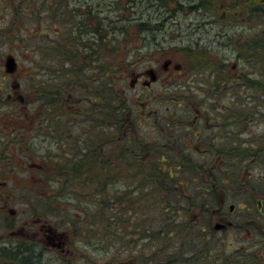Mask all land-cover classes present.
Here are the masks:
<instances>
[{
	"label": "trees",
	"instance_id": "16d2710c",
	"mask_svg": "<svg viewBox=\"0 0 264 264\" xmlns=\"http://www.w3.org/2000/svg\"><path fill=\"white\" fill-rule=\"evenodd\" d=\"M12 1L13 3L16 1L24 4L32 3V0ZM93 1L42 0L41 5H44L42 6L44 9L32 11L34 16H31L37 19L39 26L44 28L38 38H41V41H46V44L39 47L41 58L35 59L34 65L29 68L27 75L23 78V81L27 82L28 91L23 94L12 93L15 82H10L9 85L3 75V70L0 69V177H5L8 170L26 166L25 163L22 164L20 157L35 159L37 156H41L37 157V160L44 161L42 163L43 170L36 178L29 170L31 172L26 175L27 179H25L31 182L35 181L33 183L36 186L49 185L53 188V193L48 196L39 191L36 193L35 199L30 200L28 216L32 218L33 223L38 220L40 222L44 218L46 221L55 218L54 226L58 230L63 229L65 227L63 224L69 217L66 215L68 204L59 205L61 203L54 199L58 200L68 194L67 200L77 199L76 203L70 204V207L76 208L75 214L70 217L73 224L70 227L72 237L91 241L96 237L101 243V238L106 240L111 238V242L112 239L127 242L130 237H133L129 229L130 224L137 220L139 231H135L134 236L139 238V243L144 239L149 242L156 241L154 242L156 249L150 250L148 255L145 252L143 256L139 253L138 264H151L157 259H160L158 264L161 262L169 264L180 261L179 255L184 256V260H189V264H193L195 255L205 254L202 252L203 246H197L198 249L187 252L175 250L172 253L167 249L164 250L163 246L157 244V241L175 238L180 232L176 227L181 222L180 220L176 222L175 217L181 215V209L187 215L191 204L196 206V203L200 206L202 214L205 215V225L204 227L196 225L195 230L204 231V228L213 227L211 230L213 232L212 217L216 213L214 212L212 215V211L209 213L207 208H220L226 205L229 198L227 196L220 198L219 185L225 188L228 187V181L236 179L235 182H237V178H240V172L227 170L228 164L226 165L225 159H232L235 155L237 156L235 159H238V152L235 148L224 149L221 145V124H213L214 126L210 127L218 129L213 133H208L209 126L203 124L204 129L201 132H206L207 137L211 139L209 140L211 144L206 147L209 156L201 155V158L197 159H194L192 155L198 151V148L201 149L199 146L200 132H196L199 129H195V127L190 129L193 126L191 121L195 114L193 113L195 111L193 99L200 98L201 101H207L205 106L207 110L211 104L212 109L219 111L216 115L218 119H221L220 113L223 109L218 102L224 95L233 98L228 97L226 102L229 109H236V72L233 73L232 67L231 71L228 70L225 60L210 55L209 49L206 47L186 46L189 64L192 67L200 68L201 74L208 77L206 85L202 88L191 82L172 83L177 88H172L168 92H189L181 96H177V93L173 94L178 97V100L174 101L175 109L167 110V113H174L171 118L173 122L167 119H163L166 120L163 122L157 113L144 118L136 111L133 112L136 108H132V103L119 89L112 90L110 88V81L113 76H117L118 70H128V65H130L128 61H131V58L127 59V55L130 54L133 57L135 54L138 55L142 49L135 45V39L139 38L141 42L145 41L149 31L159 29L157 26H160L161 23H153L152 20L145 18L143 13L157 12L156 8L158 7L160 15L164 18L166 14H174L183 9H187L189 13L197 12L203 15L211 11L210 14H213L214 19L219 22L228 17L227 8L233 14L236 13L237 0H104L99 6H96ZM263 1L260 0L261 6ZM142 4L147 5V12L146 9L139 12V6ZM104 6H109V9ZM69 22L74 24L70 25ZM29 36L32 35L26 31L18 32L15 41H23L24 37ZM9 41L10 38L0 30V52L8 45ZM123 52H125L126 58L119 57ZM46 58L52 62L49 61V65L44 66L43 61H46ZM67 61L74 62L77 68L84 69L83 82L85 85L92 84L93 78L99 77L100 108L103 112L104 110L109 111L113 107L117 113L112 118H109L108 113H100L98 123L100 146L98 150L93 148L95 144L90 140L86 142L87 149L83 154L79 153L75 160H65L61 155L48 159L45 154L40 152L42 150L35 148L37 143L31 142L29 136L32 134V129H29L28 126L18 127L12 124L11 120L16 119L17 116L11 113L20 112L21 109H26L25 112H29L32 109L41 111L65 108L66 103L63 98H60L58 89L64 85L69 87L72 84L60 74ZM37 63L41 65L36 66ZM96 71L97 75L94 73ZM47 72L53 76L49 77ZM38 77L39 79H37ZM26 103H29V106H25ZM18 104L20 108L17 106ZM141 108L143 109V105ZM144 109L152 108L148 106ZM130 110L133 113L129 114ZM157 110L158 113H163V111ZM126 125H130L136 130L133 132V136L138 134L140 137L128 141L125 131L117 129V136H121V139L118 137L117 140H114L110 135L109 127ZM158 126H162L163 130L152 129V127ZM179 133L183 135V138L178 137ZM185 135L186 138H184ZM16 136L20 138L15 139ZM113 148L116 150L113 151ZM245 151L247 157L250 150L246 149ZM114 156L119 161L113 162ZM219 157L221 159H218ZM128 158L132 159L129 164L126 163ZM188 183L194 188L190 195H185L179 184L187 186ZM71 184L77 187H72L70 192L64 193V190ZM252 197L255 200L256 196ZM173 199L179 200L175 216L171 215L169 211L173 206L169 201ZM181 199H185L188 203H182ZM150 201H154V203L150 204ZM232 205L235 208L236 204ZM232 205H230L231 211L233 210L231 209ZM244 205L246 203L242 201L238 204V208L242 209ZM91 206L96 212L98 211V218L94 220L90 216L95 213L89 214L88 210ZM0 211L2 212V207H0ZM150 214H159V218L153 219ZM131 215L135 217L134 220ZM8 220L3 223V232L10 230L14 225L11 219ZM33 223H31L32 226ZM32 241L29 243L28 239L23 238L15 241L1 240L0 264H44L48 256L46 251L36 250L39 242H35L34 239ZM206 243L209 245L208 242ZM87 246L92 247V245ZM108 247H111V257L114 245ZM213 247L211 249L208 247V251L216 252ZM219 251L218 257L213 259L217 264H222V260L226 264H242L241 255L255 253L254 249L245 248L243 250L240 246L234 248L228 246L226 250ZM114 258L113 255L110 262ZM115 260L117 263L114 264H121V261L119 262L116 258ZM247 261L252 264L253 259L247 258ZM75 263L78 264L77 259Z\"/></svg>",
	"mask_w": 264,
	"mask_h": 264
},
{
	"label": "rangeland",
	"instance_id": "374dc122",
	"mask_svg": "<svg viewBox=\"0 0 264 264\" xmlns=\"http://www.w3.org/2000/svg\"><path fill=\"white\" fill-rule=\"evenodd\" d=\"M103 1L104 0H94L93 3L96 6H99ZM41 2L42 0H32V3L28 2L24 4L20 1H16V3H13L12 0H0V30L3 34L7 35L8 38H10L8 45L2 49V52H0V69L3 70V75L6 77L9 85L11 84L10 82L15 81H19L21 83V88L18 92H14L15 94H23L28 91L27 82H24L23 78L27 75L29 68L34 65L35 59L41 58L40 51L38 50L39 47L44 43L46 44V41H41V38H38L40 37L39 33L43 31L44 28L42 26H39L37 19L33 18L34 14H32V11L44 9L42 7L44 5H41ZM36 4L38 5L36 6ZM104 7L106 9H109V6ZM157 8V12L143 13V15L145 18L152 20L153 23L160 22V26H157L159 29L149 31L147 33L145 41L143 40L141 42L139 38L135 39V45L139 46L142 49L140 50L138 55L135 54L133 57H131L130 54L127 55V59L128 57L129 59L131 58V61H128L130 65L127 64L128 70H118L117 76L121 78L125 74L128 75V73L133 68H137V71L144 72L145 70L156 66V68L158 69L160 81L155 83L153 88L151 89H143V92L148 93L154 98V100L152 99V101L147 100L146 103L151 104L150 106L153 110L159 109L163 111V113H157L160 120L167 119L172 121L171 118L174 113H167V110L169 109L170 111H172L175 109L174 101L178 100L177 96L189 93L187 91L176 92L177 94L168 92L172 88H177L174 87L172 83L191 82L196 83L199 88H202V86L206 85L208 77L207 75L201 74L200 68L192 67V65L189 64L188 56L186 54L187 50L185 49L186 46L206 47L207 49H209L210 55H214L219 58L221 57L222 60H225L228 70L230 71L232 64L236 63V53L224 48L222 44L224 38L218 34V26H211V24L207 22L208 19L213 17V14H210L211 11L203 15L197 12L189 13L187 9H183L175 12L174 14H166L163 18L160 15V10ZM145 9L147 12V5L142 4L141 6H139V12H142V10ZM151 10H154V8H151ZM69 24L73 25L74 23L69 22ZM21 31H26L32 36L26 38L24 37L23 41L16 42V34ZM52 35H54L53 32ZM11 54L17 57L20 66L15 73L8 74L4 69V65L7 56ZM119 57L126 58L125 52H123ZM168 58H171L173 63L168 71H164L161 68V64H163V62H165ZM49 61L51 60L49 58H46V61L44 60L43 62L45 64H49ZM177 62L182 63L184 67L180 70H176L173 67V64ZM234 72L235 69H233V73ZM37 79H39V77ZM120 84L121 82H118V85ZM157 91H160L161 93H156ZM130 93L135 94V92L133 91H130ZM173 94H176L177 96ZM225 96L226 95H224L221 101L218 102L219 105L223 104V102L227 101L228 97H230L228 95L227 97ZM230 99L233 98L230 97ZM195 100H197L198 103L201 102L200 98H197L193 99V103H195ZM17 106H19L20 108L19 104ZM25 106H29V103H26ZM25 110L26 109H21L22 112H24ZM209 115H211L210 124L214 126L213 123H215L217 113H210ZM164 121L166 120H163V122ZM210 124L206 123V125L209 126L208 133H213V131L218 130L217 128H210ZM152 129L159 131L163 130L162 126L152 127ZM178 137L183 138V135L179 133ZM184 138H186V135L184 136ZM201 155H207V157L209 156L206 148H198V151L196 153H193L192 156L194 157V159H197L199 157L201 158ZM220 157L218 159H221ZM235 158H237L236 155L232 159H225L226 165L228 164L227 170L240 172V178H237V182H235L236 179H232L233 181H228V187L223 188L221 185H219L218 188L220 198H224L227 196L229 198V201L226 205L221 206L220 208H207L209 213L212 211V215L214 212L216 213L212 217V225H215V223L219 221V217L223 214L228 215L234 221L235 225L224 230L217 229L213 232L211 231L213 230V227H209L208 229L204 228V231H197V229L195 230L196 225H201V227H204L205 225V215L202 214L200 206L197 205V203L196 206L191 204V207L188 209V216L184 214V210L182 209L180 210L181 215H177L176 211L179 207V200L173 199L169 201V203L173 204L169 211L171 215H177V217H175V219H177L176 222L179 220L181 221L180 224L176 227L177 231L180 232L178 233V235L176 232L177 236L170 240L160 239L157 241V244L163 246L164 250L167 249L172 253H174L175 250H177L178 252H187L189 250L191 251L194 249H198L199 246H203L204 250L202 252L206 255L201 253L195 255L194 258H196L193 264H217L213 259H216L218 257V254L220 252L219 250H226L228 246L229 248L240 246L244 248V250L245 248L251 250L253 249L254 233L252 219L254 217L253 209L256 206V198L254 197L255 200H253L252 196H255L254 186L256 185V178L253 177L252 164L249 166L250 172H248L247 167H245V164L247 162H243L242 160H238ZM20 159L22 164L25 163L26 166H24L23 168H21V166H18L14 170H8L5 177H0V205H2L0 206L2 207V212L0 211V241L4 239L15 241L17 239L23 238L25 240L28 239L29 243H32V240L36 237H39L41 239L47 238L49 234H51L50 228L55 227L54 222L56 220L55 218H53L52 220L48 219L46 221V218H44L40 222L38 220L37 222L35 221V223H33L32 218L28 216V214L30 213L29 202L31 199H35V195L39 191H42V193L45 195L51 196L53 193V188L46 184L36 186L34 184L35 181H33V183L26 180V175L30 174L31 172L29 170L33 169L30 166V162H33L36 159H31L29 157H26L24 159L20 157ZM215 166H217L218 168L220 167L219 165ZM72 187L77 186L71 184L67 187L66 190H64V193L70 192L72 190ZM179 187L185 195H190L191 191L194 188L190 183H188L187 186H185V184H179ZM229 187L231 188V190H229ZM66 196H63L58 200L55 198L54 201H59L61 203L59 205L68 204V212L66 213V215L69 217L65 220L66 222L63 221V226L65 227L60 230L63 232L65 230H68V232L66 233V235H68L70 234V227L73 225L70 221V217H72L76 211V208L70 207V204L76 203L77 199L71 198L70 200H67L68 198H66ZM242 201H244L246 205H244L241 209L238 208V204ZM181 202L188 203L185 199H181ZM152 203H154V201H150V204ZM232 204H236V206L231 213L230 205ZM152 206L150 207H156ZM14 209L16 211L15 213H12V210ZM88 210L90 211L89 214L95 213L93 216H90L92 220L98 218V211L96 212L92 206ZM150 215L153 219L159 218V214ZM131 217L133 218V220L135 219L133 215H131ZM187 217L188 219H186ZM8 219H11L14 225L10 230L8 229L6 232H3V223L9 221ZM136 222L137 220L133 221L130 224L129 229L133 237H130L127 242L115 239H112L111 242V238L106 240L105 238L102 239L100 236H98L99 238H101L102 243L99 242V244L95 248L84 244H79V248L73 246V249L75 250L74 253H64L63 255H61L60 259L57 258L59 254L57 255V257L53 254L54 258H51L50 252L46 251L48 256L44 264H71L72 261L74 262L76 259L78 261V264H114L117 263L115 258L118 259L119 262L121 261V264H138L137 262L138 256L140 255V249H143L144 247L143 252L145 251V254L148 255L150 250H154V248L156 249V246H154L156 245L154 244V242L156 241L152 240L151 242H149L147 241V239H144L140 244L139 238L134 236L135 231H139ZM31 223H33L34 225L32 226ZM54 231H58L56 227L54 228ZM206 242H208L209 245ZM146 243L148 246H146ZM111 245H114L111 251V255H114L115 258L110 262V258L112 257H110L111 247L108 246ZM130 246H132V252L129 250ZM208 247H210V249L213 247L216 252H213L212 250L211 253V250L208 251ZM209 253L211 254L209 255ZM178 257L180 261H174L169 264H189V260H184V256L179 255ZM159 260L160 259H157L156 262H151V264H158L157 262ZM219 260H221V258H219ZM221 262L222 264H226L225 262H223V260ZM72 264L76 263L74 262Z\"/></svg>",
	"mask_w": 264,
	"mask_h": 264
},
{
	"label": "flooded vegetation",
	"instance_id": "af4514ba",
	"mask_svg": "<svg viewBox=\"0 0 264 264\" xmlns=\"http://www.w3.org/2000/svg\"><path fill=\"white\" fill-rule=\"evenodd\" d=\"M226 10L229 13L227 18L218 22L212 17L207 22L211 26H218V34L224 38L222 42L224 48L236 53V63H233L231 67L236 70L237 103L236 109H229L227 101L223 102L221 104L223 107L220 113L221 119L216 118L213 124H221V145L223 148H235L238 152V160L247 162L245 167H247L248 172H250L249 166L253 165V177L256 178L254 191L257 199V205L253 209V249L255 253L252 255L243 254L240 257L242 264H250L247 258L253 259L252 264H264V1L261 6L260 0H237L235 14L229 8ZM172 63V59L168 58L161 64L162 70L168 71ZM37 65L40 66L41 64L37 63ZM47 65L49 64L44 66ZM71 67L74 68L71 69ZM173 67L180 70L183 65L178 62L174 63ZM84 73V69L82 67L77 68L74 62L67 61L64 63V70L60 74L72 82L71 86L64 85L58 89L60 98H63L64 103H66L65 108L41 111L32 109L29 112L20 110L19 113H11L17 116L16 119L11 120L12 124L18 127L28 126L29 129H32V134L29 136L31 142H38L35 144V148L42 150L40 152L45 154L48 159L61 155L65 160H75L79 153L83 154L84 150L87 149L86 142L90 140L95 144L93 148L98 150L100 146V126L98 124L100 113H108L109 118L114 117L117 113L113 107L109 111L104 110L102 112L99 96L100 79L96 76L93 78L92 84L85 85L83 82ZM94 73L97 75L98 72ZM47 74L49 77L53 76L48 72ZM159 81L160 77L156 66L144 72L133 68L128 75L125 74L121 78L116 75L113 76L110 81V88L112 90L119 89L132 103V108H136L133 112L136 111L140 116L147 118L159 111L157 109H144V107L151 105L146 101H152L154 98L143 92V89H151ZM118 82H121L119 87H117ZM20 88L21 86L17 84L13 91L18 92ZM129 90L135 94L130 93ZM156 93L161 92L157 91ZM194 102L195 111L193 113L195 114L191 121L193 126L190 129L193 127L199 129L196 130V132H200L199 146L206 148L211 144L209 143L211 139L207 137L206 132H201V130L204 129L206 123H211V115L209 114L219 113V111L212 109L211 104L207 110L205 108L207 101L198 103L195 100ZM142 105L143 109L141 108ZM133 112L130 110L128 113ZM210 125L212 126V124ZM117 129L125 131V137L128 141L140 137L138 134L133 136V132L136 130L130 125L109 127L110 135L114 140L121 137L117 136ZM18 138L20 137H15V139ZM126 146L131 147L130 145ZM246 149L250 150L247 157ZM112 150L115 151L116 148ZM37 157L35 161L30 163L34 178L43 170L42 163L44 161L37 160ZM131 160L128 158L126 163H131ZM116 161L119 160L114 156L113 162ZM218 220L216 224H226L223 230L235 225L234 221L226 214L221 215ZM54 228H50L51 234L47 238H34L35 242H39L36 250L50 252L51 257L54 255L57 257L58 254L61 257L64 253H74L73 246L79 248V244H84L92 245L95 248L99 244L96 237L92 241L75 238L70 234L66 235L68 230L63 232L57 229L58 231L55 232ZM216 229L214 227V230ZM242 249L244 250V248ZM129 250H132V246ZM143 250L144 247L140 249L142 256L145 252Z\"/></svg>",
	"mask_w": 264,
	"mask_h": 264
},
{
	"label": "water",
	"instance_id": "95a60500",
	"mask_svg": "<svg viewBox=\"0 0 264 264\" xmlns=\"http://www.w3.org/2000/svg\"><path fill=\"white\" fill-rule=\"evenodd\" d=\"M17 67H18V61H17L16 56L13 54L7 56V58L5 60V70L9 73H13L16 71ZM233 208H234V205L231 206V209H233ZM14 212H15V210H12V213H14ZM225 226H226L225 223L216 224V228H222Z\"/></svg>",
	"mask_w": 264,
	"mask_h": 264
}]
</instances>
